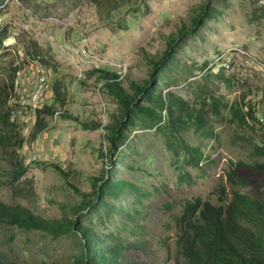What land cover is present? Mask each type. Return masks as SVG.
Instances as JSON below:
<instances>
[{"label":"rangeland","instance_id":"374dc122","mask_svg":"<svg viewBox=\"0 0 264 264\" xmlns=\"http://www.w3.org/2000/svg\"><path fill=\"white\" fill-rule=\"evenodd\" d=\"M204 5L203 25L170 46ZM2 37L0 120L8 110L16 125L14 140H0L4 206L47 227L78 223L122 247L121 264H188L186 204L226 205L238 191L264 205V180L247 170L264 164V0H0ZM163 57L158 89L193 115L219 110L207 133L189 118L160 120L146 100L125 117L103 90V70L127 87L148 77L147 59ZM39 66L49 79L38 109L52 114L31 137L36 114L25 104ZM237 163L250 174L238 186L227 177ZM83 249L73 232L19 229L0 216V264H77Z\"/></svg>","mask_w":264,"mask_h":264},{"label":"trees","instance_id":"16d2710c","mask_svg":"<svg viewBox=\"0 0 264 264\" xmlns=\"http://www.w3.org/2000/svg\"><path fill=\"white\" fill-rule=\"evenodd\" d=\"M211 11L208 5H204L192 18L190 27L183 25L170 36L169 45L177 46L185 36L195 34ZM3 38L0 39V44ZM164 59L165 57L159 60L147 59L148 77L140 83L127 81V87H124L122 81H118V76L103 70L101 73L103 90L117 100L125 117L131 109L136 112L142 111L140 102L146 100L161 110L160 120L177 126L181 121H185V118H189L190 122L195 123L200 130L207 133L210 119L218 115L219 110H216L214 105L211 113L198 111L196 115H193L179 100L171 97L170 93L158 89L160 72L165 64ZM6 96V92L0 89V107L4 105ZM8 112L5 110L0 120L1 130L4 131L0 140L3 142L7 140L10 133L13 134V140L15 137L16 125L10 122ZM35 114V125L31 137L45 128L43 117L52 114V107L43 105L39 110L36 109ZM235 114L237 119L244 120V115L239 109L235 111ZM122 130L120 126L114 127L112 138L118 140ZM20 143L21 141L13 142V147ZM256 149L259 153L264 152L263 147H256ZM245 166L243 163L235 164L227 175L229 182L238 186L243 180L246 181L245 177L250 178V174L244 169ZM50 167L60 171L56 165H50ZM14 168L20 176L22 169L18 170L17 165ZM247 170L264 180L263 163H255ZM240 171H245L243 176H238ZM108 188L107 182L97 186L98 192ZM232 193V198L226 205H213L199 198L186 204L181 220L184 225L182 247L188 264H264V237L257 230L259 227L264 229V205L238 191ZM0 216L19 229L52 231L58 234L75 233L84 247L77 264H121L122 247L108 245L97 234L78 223L59 222L56 226L47 227L28 210L11 208L2 203H0Z\"/></svg>","mask_w":264,"mask_h":264},{"label":"bare ground","instance_id":"6f19581e","mask_svg":"<svg viewBox=\"0 0 264 264\" xmlns=\"http://www.w3.org/2000/svg\"><path fill=\"white\" fill-rule=\"evenodd\" d=\"M35 77L36 78L34 81L35 83L33 85V89L30 92V94H28L29 97L26 100V104H25L27 105L29 111L32 113H35L36 109L38 108L40 96L44 91V87L46 83L48 82V75L45 68L41 66L37 67L35 71Z\"/></svg>","mask_w":264,"mask_h":264},{"label":"built area","instance_id":"2783aa9c","mask_svg":"<svg viewBox=\"0 0 264 264\" xmlns=\"http://www.w3.org/2000/svg\"><path fill=\"white\" fill-rule=\"evenodd\" d=\"M42 79V78H41ZM24 102H25V100H24Z\"/></svg>","mask_w":264,"mask_h":264}]
</instances>
